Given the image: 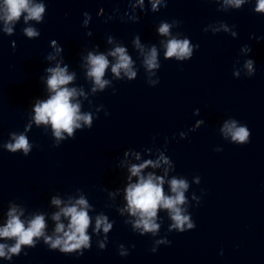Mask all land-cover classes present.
<instances>
[{
  "label": "clouds",
  "instance_id": "obj_1",
  "mask_svg": "<svg viewBox=\"0 0 264 264\" xmlns=\"http://www.w3.org/2000/svg\"><path fill=\"white\" fill-rule=\"evenodd\" d=\"M168 0H148L151 5L152 12H158L162 6L167 5ZM249 0H222V7L218 11H227L229 8L240 9ZM145 0H136L131 7L135 9L137 6L144 8ZM46 6L43 2L36 0H2L0 4V21H3V31L9 35L13 33V26L23 16L24 22L43 21ZM255 13H264V0H256L254 7ZM85 25L88 23V14L85 13ZM138 21L139 17H133ZM180 21L173 20L171 22L161 21L158 26L160 36L166 37L162 40L161 46L164 49L163 56L165 60L175 59L176 61H188L193 57L194 51L199 48V45H193L187 37L181 36L180 33L173 35L172 28L178 27ZM230 31L227 23L221 22L219 28H213V33L219 31ZM208 31L207 28L204 29ZM23 34L28 38H35L40 35V32L34 27H26L23 29ZM88 35H91L89 32ZM235 36L236 33L232 32ZM108 42L112 43V37L108 38ZM135 48L139 51L142 57L141 66L147 75L146 82L155 87L160 80L157 72L161 68L159 59V50L155 45L146 47L140 42L137 35L133 40ZM53 47L59 53L62 49L56 47V42L52 41ZM242 52H250L251 48L245 45ZM109 57L113 58L110 61ZM47 59H55L51 54ZM86 66V76L92 82V93L105 90L106 87L112 85V81L105 79L106 71L110 68L112 76L117 80L132 81L137 78L139 69L136 67V62L129 55L128 50L124 46L116 45L113 49L104 53L88 52L84 57ZM114 61V62H113ZM245 76L252 77L255 74L254 61L251 59L245 60L243 64ZM48 73L46 78L47 91L49 97L46 100H38L34 106L35 115L32 120L37 126H51V131L57 143L54 147H59V141L67 138H75V129H91L93 126L94 116L91 112H81V103L78 97L87 96L82 88L69 87L75 80V73H69L68 66L63 67L58 62L55 67H49L45 70ZM235 77L240 76L239 71L233 73ZM155 77V79H153ZM113 94L115 89L113 88ZM103 109V105L97 109L99 112ZM200 110L195 109L194 114L199 115ZM105 115H109L105 111ZM203 120L197 121L189 131H196ZM31 127L29 124L26 128ZM222 137L233 144L244 145L250 142L251 132L246 125L241 124L234 118H229L223 122L220 128ZM64 133H67L65 137ZM10 139L3 147L10 153L22 152L25 157L32 151L33 144L29 142L25 133L12 132L9 134ZM180 139L188 137L187 132L179 133ZM167 143V140H166ZM159 155L157 159H147L142 163L131 164L128 171V184L125 188L126 206L119 208L121 215L125 212L134 219L126 220V224H130L133 231L140 235L151 234L152 237H158L162 226L161 217L158 215L160 211L167 213V218L170 221L167 232L184 233L194 230L196 224L192 219L189 208L192 206L191 201H195L198 205L202 199L195 193L191 196V201L186 193L189 191L190 183L186 177L172 176L168 178L169 173L175 170V166L171 158L165 155L164 151L157 149ZM215 151H222L221 148H216ZM129 155L125 152V156ZM136 160H140L139 153H134ZM163 167V175H157L155 172L149 171L146 175L143 174L145 169H159ZM133 177L136 178L135 182ZM167 178V179H166ZM201 178L195 176L193 183L199 185ZM165 184L168 185V192L165 191ZM110 195H115L110 193ZM51 203L55 205L59 211L51 215V220L55 222V228L52 235L46 232L47 223L45 214L34 213L29 217L22 219L25 216V209L14 202H10L5 222L0 225V240L12 241L9 243H0V258L11 261L14 256H19L25 248H34L41 240L50 250L58 249L62 254L83 255V249L91 248V237L88 234V229L92 224V217L89 215L91 205L88 200L80 195L79 198L69 197L67 202L62 201L58 197H53ZM63 205V206H62ZM64 218L67 223L61 222ZM159 221V222H158ZM114 221H109L108 216L101 213L96 215L93 227V233L99 235L101 232L105 234L104 240H108L107 234L113 229ZM170 240L167 235L159 239L153 240L151 251L155 253L160 245H169ZM134 248L135 245H132ZM100 248H105L103 242L100 243ZM119 255L126 257L129 251L125 249L123 244L118 246ZM27 255V253H24ZM221 255L223 253L221 252Z\"/></svg>",
  "mask_w": 264,
  "mask_h": 264
}]
</instances>
